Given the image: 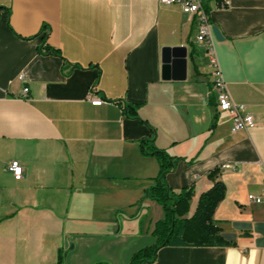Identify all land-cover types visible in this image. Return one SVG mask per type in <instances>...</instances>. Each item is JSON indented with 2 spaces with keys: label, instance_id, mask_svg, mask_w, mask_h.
<instances>
[{
  "label": "crops",
  "instance_id": "1",
  "mask_svg": "<svg viewBox=\"0 0 264 264\" xmlns=\"http://www.w3.org/2000/svg\"><path fill=\"white\" fill-rule=\"evenodd\" d=\"M207 11L249 129L231 133L230 114L217 110L197 21L179 6L0 0V264H57L59 251L62 264H128L154 245L163 212L146 197L158 173L150 141L170 158V191L191 189L188 215L218 169L225 190L212 220L228 243L165 246L151 264H264V0ZM175 46L187 50L185 79L163 81L161 49Z\"/></svg>",
  "mask_w": 264,
  "mask_h": 264
},
{
  "label": "trees",
  "instance_id": "2",
  "mask_svg": "<svg viewBox=\"0 0 264 264\" xmlns=\"http://www.w3.org/2000/svg\"><path fill=\"white\" fill-rule=\"evenodd\" d=\"M44 53L60 57L58 50L48 46ZM135 116L136 111L130 108ZM146 155L154 156L158 163V173L154 178V185L146 192V197L160 206L163 217L152 230L155 244L134 252L128 264H151L157 251L168 247H221L228 243L222 239L218 229L214 226L212 214L217 204L223 199L224 184L218 179V169L211 170L207 179L212 182L210 188L201 193L194 207L189 213V202L193 200L191 189L173 193L167 186L166 175L172 167L170 158L149 142ZM150 151V153H147ZM61 251L58 253L57 264H62Z\"/></svg>",
  "mask_w": 264,
  "mask_h": 264
},
{
  "label": "built area",
  "instance_id": "3",
  "mask_svg": "<svg viewBox=\"0 0 264 264\" xmlns=\"http://www.w3.org/2000/svg\"><path fill=\"white\" fill-rule=\"evenodd\" d=\"M231 0H159L161 5L175 4L180 7L183 14L189 18H195L198 24V35L196 43L203 47L205 52L209 55V64L211 68L210 77L212 80V89L217 98V110L220 112H227L231 116V133L246 130L254 125L253 118L250 114L244 112V107L235 104L226 88L222 79L220 69L213 51L211 25L209 23L207 4L214 2L220 8H225ZM28 89L24 87L21 90L22 97H26ZM91 95V93H90ZM87 100L91 105L99 106L103 100L96 97H89ZM228 167V166H224ZM7 170L11 173L15 180H19L22 176V168L18 162L12 161L7 166ZM248 200L258 204L261 199L258 197L248 196Z\"/></svg>",
  "mask_w": 264,
  "mask_h": 264
},
{
  "label": "water",
  "instance_id": "4",
  "mask_svg": "<svg viewBox=\"0 0 264 264\" xmlns=\"http://www.w3.org/2000/svg\"><path fill=\"white\" fill-rule=\"evenodd\" d=\"M213 34L218 39L214 28ZM187 50L182 46L164 47L161 49V80L182 81L185 79Z\"/></svg>",
  "mask_w": 264,
  "mask_h": 264
},
{
  "label": "rangeland",
  "instance_id": "5",
  "mask_svg": "<svg viewBox=\"0 0 264 264\" xmlns=\"http://www.w3.org/2000/svg\"><path fill=\"white\" fill-rule=\"evenodd\" d=\"M200 47V46H197V48Z\"/></svg>",
  "mask_w": 264,
  "mask_h": 264
}]
</instances>
